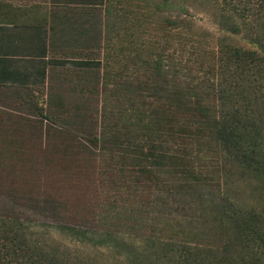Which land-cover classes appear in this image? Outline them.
I'll list each match as a JSON object with an SVG mask.
<instances>
[{"label": "rangeland", "instance_id": "rangeland-1", "mask_svg": "<svg viewBox=\"0 0 264 264\" xmlns=\"http://www.w3.org/2000/svg\"><path fill=\"white\" fill-rule=\"evenodd\" d=\"M231 5L83 0L53 66L0 54V229L15 239L11 254L264 263V61L259 92L218 89L229 63L218 42L253 46L244 27L218 25L214 8ZM177 20L215 46L194 57L208 62L205 83L178 85L167 67L183 42Z\"/></svg>", "mask_w": 264, "mask_h": 264}, {"label": "trees", "instance_id": "trees-1", "mask_svg": "<svg viewBox=\"0 0 264 264\" xmlns=\"http://www.w3.org/2000/svg\"><path fill=\"white\" fill-rule=\"evenodd\" d=\"M174 1L179 6H182L185 2V0ZM214 15H218L219 21L217 23L226 33L239 34L242 31V27H244L245 39L256 47L238 46L237 42L229 44L226 41L227 39L218 42L219 53L229 60V63L223 66L218 89L220 88L219 85H221L223 92H226L231 98L241 93V89H244V93L252 89H255V93L259 92L258 87L263 86L262 70L257 63L259 60L264 61V0H232V5L227 9L214 8ZM175 24L177 36L183 42H177V60L167 67L172 71V74L174 72L178 85L198 79L199 83L207 82L206 79L204 80L198 74L199 70L203 66H207L208 62L198 59V63H196L194 57L202 55L208 48L211 49L215 46H212V43L195 33L193 27L189 26L188 23L177 20ZM197 64L198 66L195 67ZM170 70L168 72H171ZM216 100L219 103L218 93ZM222 112L225 114L224 109H222ZM248 149V145L241 147L242 158H251V155L248 154ZM10 233L11 231L9 230L0 229V264H55L53 260L56 257L51 255L36 258L34 254L28 255L24 250L22 252L26 253L27 256L11 254L15 239L9 238ZM259 241L264 242V231L263 237H260ZM182 255L184 254L182 253ZM182 255L179 253V259L187 261V258ZM186 263L179 261L176 264ZM260 264L264 263L260 262Z\"/></svg>", "mask_w": 264, "mask_h": 264}, {"label": "crops", "instance_id": "crops-1", "mask_svg": "<svg viewBox=\"0 0 264 264\" xmlns=\"http://www.w3.org/2000/svg\"><path fill=\"white\" fill-rule=\"evenodd\" d=\"M82 2L0 0V54L6 49L16 59L46 60L48 67L53 66L51 61L64 54L60 51L63 28L80 26Z\"/></svg>", "mask_w": 264, "mask_h": 264}]
</instances>
